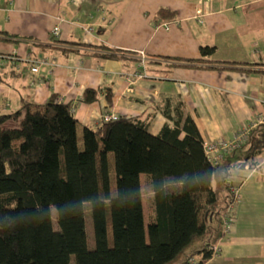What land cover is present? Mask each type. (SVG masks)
Listing matches in <instances>:
<instances>
[{
    "label": "crops",
    "instance_id": "1",
    "mask_svg": "<svg viewBox=\"0 0 264 264\" xmlns=\"http://www.w3.org/2000/svg\"><path fill=\"white\" fill-rule=\"evenodd\" d=\"M161 8L175 12L176 20L157 21ZM204 46L216 48L213 59L257 66L245 73L156 62L198 60ZM142 70L146 78L130 85L127 75ZM87 89L99 91L96 101L84 102ZM52 94L72 105L80 130L114 114L149 120L157 135L171 122L166 112L175 120L181 106L204 143L231 140L264 115V0H0V115L24 102L46 104ZM263 128L255 127L219 169L221 182L226 175L239 190L231 231L225 234L214 221L212 233L186 256L215 242L218 253L203 264H264V148L246 160ZM237 162H243L240 170L233 169ZM144 180L141 175L142 188Z\"/></svg>",
    "mask_w": 264,
    "mask_h": 264
},
{
    "label": "trees",
    "instance_id": "2",
    "mask_svg": "<svg viewBox=\"0 0 264 264\" xmlns=\"http://www.w3.org/2000/svg\"><path fill=\"white\" fill-rule=\"evenodd\" d=\"M176 17L161 8L155 19ZM200 53L198 60L164 57L156 62L169 68H204L208 63L245 73L257 66L213 59L212 46L201 47ZM98 96L99 91L87 89L83 100L92 103ZM107 99L111 102V93ZM166 117L171 122L157 135L151 134L149 120L123 117L80 130L72 105L58 102L55 94L46 104L24 102L20 110L0 115V264H70L72 257L76 264H174L212 233L214 221L222 228L232 203L228 177L223 176L225 207L219 208L213 182L221 164L208 160L196 123L181 106L175 120L167 112ZM262 148L264 128L246 160ZM141 175L147 176L152 192L147 218ZM87 204L94 248L88 243ZM214 243L185 255L181 264H191V259L203 264L215 255Z\"/></svg>",
    "mask_w": 264,
    "mask_h": 264
},
{
    "label": "built area",
    "instance_id": "3",
    "mask_svg": "<svg viewBox=\"0 0 264 264\" xmlns=\"http://www.w3.org/2000/svg\"><path fill=\"white\" fill-rule=\"evenodd\" d=\"M168 28V27H167ZM52 35L54 39L59 38L60 36V28L56 27L54 28ZM141 62H140V68H145L146 65V58L144 53H141ZM34 73H39L38 67L33 68L32 70ZM146 78V75L144 74L143 70L142 72L136 71L135 73L128 74L127 80L130 85L134 86L139 80H142ZM119 117L114 114H105L102 118V121L109 122L112 120H118ZM258 125H264V115H262L259 119V122L253 123L247 128H243L239 133H237L233 139L231 140H224L217 143L211 142V143H205V153L207 155L208 160L215 166H219L224 158L228 155L233 154L234 152L238 151L249 139L252 131L255 127ZM243 167V162H237L233 165L234 170H240ZM226 187H228L230 194L232 196V203L229 205L226 214L224 215L222 219V226L223 231L225 234L229 233L234 225V211L236 204L239 202V190L238 187L233 184V182L227 178L225 181ZM219 247L216 245L213 247L214 254L218 253ZM191 264H196L195 259L190 260Z\"/></svg>",
    "mask_w": 264,
    "mask_h": 264
},
{
    "label": "rangeland",
    "instance_id": "4",
    "mask_svg": "<svg viewBox=\"0 0 264 264\" xmlns=\"http://www.w3.org/2000/svg\"><path fill=\"white\" fill-rule=\"evenodd\" d=\"M113 162H114L113 157H111L110 158L111 177H112L113 189L115 190L116 173H115V169L113 167V165H114ZM143 177H144V175H143ZM221 181H222L221 172L219 171L216 174L215 179H214V187L218 191V194L220 197V201L218 203L219 208L224 207V201L222 200V197L224 198L228 194L227 189L225 188V185ZM143 197H144L143 198L144 199V210H145V215L147 218V215L149 214V211L151 209L152 199H151V192H150L149 184L145 180L143 181ZM51 211H52V219H53L54 225L57 228V211L55 208H52ZM108 220H109V217H108ZM86 225H87V233H88V237H89L88 238L89 247L94 248L95 242H94L92 212H91V205L90 204L86 205ZM108 236H109L110 243H112V227H111L110 220L108 223ZM70 264H76L75 257H72Z\"/></svg>",
    "mask_w": 264,
    "mask_h": 264
}]
</instances>
